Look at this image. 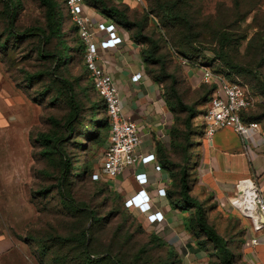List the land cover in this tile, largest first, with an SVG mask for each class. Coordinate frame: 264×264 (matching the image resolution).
<instances>
[{"label": "rangeland", "instance_id": "374dc122", "mask_svg": "<svg viewBox=\"0 0 264 264\" xmlns=\"http://www.w3.org/2000/svg\"><path fill=\"white\" fill-rule=\"evenodd\" d=\"M59 1L65 3V0ZM232 1L190 0L187 3L163 0L164 7L174 4V22L165 18L163 11L147 10L151 3L154 5L151 0H145L143 4L130 0V4L122 5L132 22L148 24L146 33L157 43L154 55L158 62L151 68L159 71L165 67L167 73L176 77L184 101L198 110L199 115L192 120L191 131H188L189 137L183 142L187 155H190L185 162L192 179L190 183L197 174L191 162L196 161L199 153L193 148L199 141L198 134L209 104L202 99L204 96L207 99L210 89L200 77L190 79L189 66L182 62L181 56H187L196 64L225 70L226 61L216 57L214 48L220 46L223 33L230 31L236 38L248 35L237 47L226 48L236 62L249 61L246 47L249 38L257 31L254 25L256 10L240 21V29L216 31L229 14ZM84 2L100 9L98 1ZM107 2L115 3L114 0ZM259 9L264 11V3ZM183 11L189 19L198 15L201 20L191 27L185 21ZM46 12L47 8L40 0H23L15 19L16 31L22 32L33 26L45 27ZM63 13H66L65 8ZM261 16L264 19V14ZM6 20L5 0H0V264H45L44 259L50 260L48 264H59V261L54 262L57 249L63 264L65 259L67 264H82L78 259L82 250H87L95 258L107 257L106 261L97 264H118L117 261L121 264H223L204 234L192 232L191 207L167 224H152L145 213L124 207L125 196L129 193L117 185V177L102 174L100 179L93 180L92 174L102 171L103 151L110 131L102 129L99 135L91 137L92 105L101 99L92 84L82 53L76 49L74 58L58 67V53L62 47L59 37L46 39L36 31L20 37L9 36ZM75 23L73 17H68L62 28L63 38L73 47L78 46L79 37ZM181 41L183 50L180 48L182 54L178 56L173 47H177L175 42L181 44ZM151 46V43L145 44V47ZM254 64L243 65L255 68L257 65ZM192 67L199 71L196 65ZM234 70L252 86L256 102L249 114L257 117L264 130L263 77L255 71ZM64 79L73 84L81 105L80 113L70 123L75 129L70 137L67 128L70 91ZM167 80L171 82V78ZM55 132L62 138L58 144L60 148L53 154H45V146L38 136ZM76 141L85 144L79 146ZM179 154L178 149L172 157L182 161ZM85 158L90 159L93 166L80 178L76 173ZM67 163H71L69 169ZM44 189L46 191L41 192ZM60 189L70 191L76 197L80 207L77 211L68 210L63 205ZM203 205L209 224L224 237L228 249L236 256V264H254L247 248L251 229L246 220L239 218L237 207L231 202L223 205L220 200ZM87 209H94L96 217L101 220L89 218ZM59 236L72 237L73 240L60 245ZM38 239L50 246L47 255H43Z\"/></svg>", "mask_w": 264, "mask_h": 264}, {"label": "trees", "instance_id": "16d2710c", "mask_svg": "<svg viewBox=\"0 0 264 264\" xmlns=\"http://www.w3.org/2000/svg\"><path fill=\"white\" fill-rule=\"evenodd\" d=\"M40 1L47 8L46 26L45 27L33 26L26 28L22 32H19L16 31L15 29V19L19 11V8L23 6V0H5L6 15H7L6 30L8 32V35L20 37L23 36V34L25 33H31L32 31L34 32L36 31L43 34V36L46 39H50L53 36H57L60 38V42L62 43V47L58 53L57 66L60 67L62 65L67 64L69 60H72L74 58V52L76 49H78L82 53L83 61L85 64L84 58H85L86 46L79 35V26L75 20L74 21L76 23L74 25V28L77 29V33L79 36L78 46L73 47L66 41V39L63 38L65 34L64 31L62 30L63 23L65 19H67L68 17H72V14L69 11V8L66 4V0L65 3H61L59 0H40ZM94 1L96 2L98 1L100 3V9L108 17V19L112 20L114 23H116L119 26L123 25L130 32L131 38L134 41H136L139 45H141V53L147 64V70L154 76V78L157 81L164 84L165 92L167 95V105L175 114V122H176V125L172 128L171 131L173 137L172 152L175 153L179 149L180 150L179 155H181L180 158L182 159V161L181 160L178 161L173 157L168 156L165 153L163 147L160 144L158 145L157 150L160 153V156L162 157V163H160L161 166L162 167L168 166L171 169L172 185L170 189H168L167 191V196L171 200H173L175 206H177L182 210H187L189 209V207H191L193 211H192V216L189 218V220L192 222L191 223L193 226L192 232L196 234H199L201 232L202 234H204V236L206 237V241L211 242L213 244L215 251L218 252V254L220 255V260L223 264H236L237 263L236 256L232 251L228 249L224 237L220 235L212 225L209 224L205 206L203 205V203H196L195 199L191 195L193 187L190 181L192 179L190 178L188 170L186 169L187 166L185 165V162L188 160L190 155L189 156L187 155L186 150L184 148L185 146L183 147L184 144L183 142L186 141V139H188L189 137L188 131L189 130L191 131L192 120L195 117H197V115H199L198 110L195 108V106L184 101L177 87L176 77H174L172 74L167 73L165 67L161 68L159 71H156L151 68V66H154L158 62L154 55V51L157 50L156 47L157 43H155L154 39L149 37L148 33H146L148 24L143 21L132 22L129 19L126 8H122V5L126 4L124 2L109 4L107 0H94ZM151 1L154 2V5H152L151 3V8L148 7L147 10H149L150 12L163 11V13L165 14V18H167L169 21L174 20L173 17V11L175 9L174 4L164 7V5L161 3L163 0H151ZM181 1L183 2L186 1L187 3L190 2V0H181ZM232 2L233 4L229 8L230 11L229 14L222 19L224 21L222 25L220 24L219 26H217L216 31L218 32V30L227 31L226 29L228 30L240 29L241 28L240 21L247 14L256 10L257 14H255L254 16V21H255L254 25L255 27H257V31L249 38L246 47V55L250 57V59L247 63H238L235 61L234 57L230 55L228 48H226L228 46L233 48L237 47L242 40H245L248 37V35L244 34L236 38L234 37L235 33L227 31L223 33L222 38L219 39L220 46L218 48L216 47L214 48L217 54L216 57L218 58L219 56L220 58L225 59L227 64L226 69L225 70H218L215 68L213 69L216 72L222 73L231 79H235V77L238 76L240 79H242L244 83H246L249 86L251 92L253 93L252 86L243 78H241L238 75L239 73H237L234 69L239 68L241 71L258 72L263 77L261 79V82L263 85L262 87L264 89V19H262L261 16L262 14H264V11L259 9L261 8V5H263L264 0H233ZM63 8L66 9V13H63ZM183 17L191 27L197 25L198 23L197 20L199 21L201 20L198 17V15H195V17L189 19L186 15V11H183ZM146 43H151L152 44L151 48L145 47ZM175 44L176 45L174 46L177 47H173V49L175 50L176 55L179 56L182 54L181 50H183V46H182L183 43L181 41V44L180 43L178 44L176 42ZM181 57L187 58L189 60V65H187L189 66L188 69L194 70V67L192 66L196 65L197 67H199L200 65V63L198 64L194 63V61H192L190 58H188L183 54ZM243 64H248V65L254 64L255 66L256 65L257 66L255 68H250ZM201 65H205V64H201ZM85 67L89 73L92 84L94 85L91 72L87 68L86 64ZM168 77L171 78V82H168L167 80ZM64 80L68 84L70 91V99H69L70 112L67 119V128L69 131L68 135L70 137L75 133V129L70 123L80 113L81 105L76 98V93L74 91L73 84L68 79H64ZM204 84L210 90L207 95V99H205L206 97L204 96V99H202V101H207L209 103L212 98L216 85L207 82H204ZM96 93L100 97L101 101L94 102L92 105L93 109L90 118V121L92 123V130H91L92 139L95 136L99 135L102 129H109L110 131V123H111V118L110 115L108 114L106 102L99 95L97 90ZM252 109L253 108H250L249 110H245L242 112L243 120L244 121L256 120L259 122L256 116L249 114L251 113ZM183 127L185 128V130ZM38 138L45 146L43 150L45 154L48 155L53 154L60 148L58 147V144L61 142L62 138L57 132L53 134L41 133L38 136ZM76 143L79 144V146H83L85 144L82 141H76ZM70 165L71 163H67V167ZM92 166L93 164L90 161V159L85 158L80 167L81 169L77 171L76 174L78 175V177L83 178L85 174H87V172L91 170ZM45 191L46 190L44 189L41 192H45ZM60 194L63 200L62 203L68 210L77 211L80 208L78 206L76 197L70 191H64L63 189H60ZM124 207L128 209L125 206V200H124ZM87 210L88 211L86 213L88 214L89 218H93L94 221L101 220V218L96 217V211L94 209L91 210L87 209ZM59 239H60L59 240L60 245L66 244L68 241L73 240L72 237H66V236L65 237L59 236ZM83 241H85V239H83ZM38 242L40 249L43 251L42 252L43 255H47L50 251V246L46 245L45 243H42L39 239ZM159 243L162 244L161 241H159ZM57 250L56 252H54L55 253L54 262L59 261V264H63L60 263V260L62 261L63 259H61L62 256H60ZM78 259L82 264H97L100 263L101 261L102 262L106 261L107 257L95 258L87 250H82V254L78 257ZM43 261L45 262V264L50 263V260L47 259H44ZM117 263L121 264L120 261H117ZM64 264H67L66 259Z\"/></svg>", "mask_w": 264, "mask_h": 264}, {"label": "crops", "instance_id": "0c3cea01", "mask_svg": "<svg viewBox=\"0 0 264 264\" xmlns=\"http://www.w3.org/2000/svg\"><path fill=\"white\" fill-rule=\"evenodd\" d=\"M114 2L130 4V0ZM84 14L95 22L108 18L102 10L87 4L84 6ZM119 34L123 37V42L114 48L101 49L99 62L118 86L124 114L137 123L141 135L138 151L143 155L155 153L157 162L162 163V157L157 150L159 144L168 156H173L171 131L176 125L175 114L167 105L164 84L157 81L147 70L141 45L131 38L130 32L123 25L119 26ZM187 71L190 79L200 77L198 70ZM137 72L142 73V78L134 81L132 76ZM198 137L199 141L193 148V151H199L198 157L195 162H191L197 172L193 176L191 192L196 203L210 204L211 200H220L223 205L231 202L237 207L236 183L244 177L256 179L264 194V130L261 136L251 141L243 138L232 127L221 128L213 137L207 138L202 125ZM142 170L148 171L151 177V182L144 188L151 197L154 211H161L164 215L163 221L156 224H167L178 214H184L167 194L158 195V185L165 186L167 191L172 185L171 169L168 166H163V170L158 172H155L154 163L126 167L117 176V185L123 186L125 192L129 193L125 199L143 187L136 182L134 174ZM238 216L248 222L251 238L257 237L259 240L257 244L250 242L247 247L250 261L254 264H264V229L254 231L248 219L240 217L239 214Z\"/></svg>", "mask_w": 264, "mask_h": 264}, {"label": "built area", "instance_id": "2783aa9c", "mask_svg": "<svg viewBox=\"0 0 264 264\" xmlns=\"http://www.w3.org/2000/svg\"><path fill=\"white\" fill-rule=\"evenodd\" d=\"M135 1L143 4L145 0ZM66 4L79 26V35L86 46L85 64L91 72L97 92L106 102L111 118L109 139L103 151L102 171L100 174L93 173V180L100 179L102 174L114 178L126 167L150 163H154L155 172L163 170L155 153L143 155L138 151L141 135L137 123L124 114L118 86L99 62L101 49L114 48L123 42L119 25L108 18L104 21H93L84 14V0H66ZM182 62L189 65L187 58L182 57ZM199 74L202 81L216 85L204 116L205 136L211 138L219 129L225 127H232L248 141L261 136L260 123L256 120L244 121L242 117V112L252 108L256 102L249 86L238 76L231 79L207 65H199ZM141 78V72L132 76L134 81ZM134 174L136 182L143 187L125 199V206L145 213L147 220L152 224L162 222L163 213L154 211L151 197L144 188L151 182L150 174L146 170ZM157 191L159 196L167 194L165 186L158 185ZM236 191L240 217L248 219L254 231L264 229V194L259 182L252 177L241 178L236 183ZM250 242L257 244L259 240L252 237Z\"/></svg>", "mask_w": 264, "mask_h": 264}, {"label": "water", "instance_id": "95a60500", "mask_svg": "<svg viewBox=\"0 0 264 264\" xmlns=\"http://www.w3.org/2000/svg\"><path fill=\"white\" fill-rule=\"evenodd\" d=\"M190 74H191V72H190Z\"/></svg>", "mask_w": 264, "mask_h": 264}]
</instances>
